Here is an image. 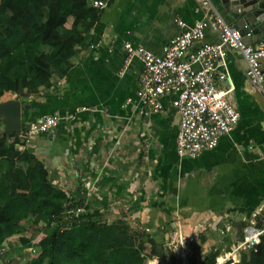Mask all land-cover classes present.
I'll list each match as a JSON object with an SVG mask.
<instances>
[{
	"label": "crops",
	"instance_id": "0c3cea01",
	"mask_svg": "<svg viewBox=\"0 0 264 264\" xmlns=\"http://www.w3.org/2000/svg\"><path fill=\"white\" fill-rule=\"evenodd\" d=\"M212 1L234 25L220 0ZM200 2L113 0L97 9L87 44L64 76L53 75L27 97L6 94L0 99L20 103L21 131L58 113L62 120L46 134L30 138L23 149L43 165L55 188L80 200L84 209L101 211L109 222L123 220L131 228L139 223L164 238L175 264L182 260L180 251L168 246L173 235L192 240L186 264H200L207 255L221 256L241 242L242 225L264 227V116L241 54L230 51L226 58L231 84L217 81L221 89H231L226 97L240 119L215 149L195 159L176 154L179 115L171 106L172 97L161 98L159 113L149 118L137 115L141 61L133 58L119 75L126 42L160 55L179 33L176 19L188 27L202 19L196 12ZM203 42H218L217 32L208 28ZM246 42L257 47L264 40L253 35ZM128 98L132 103L125 105ZM94 107L99 111L81 110ZM0 131L4 132L2 118ZM141 132L150 139L146 153ZM25 197L29 195L18 193L10 204L20 211L36 207V200Z\"/></svg>",
	"mask_w": 264,
	"mask_h": 264
},
{
	"label": "trees",
	"instance_id": "16d2710c",
	"mask_svg": "<svg viewBox=\"0 0 264 264\" xmlns=\"http://www.w3.org/2000/svg\"><path fill=\"white\" fill-rule=\"evenodd\" d=\"M91 1L0 0V99L27 97L53 75L67 73L98 19ZM24 145L15 134L0 131L1 263L147 264L159 258L174 264L166 240L139 223L131 228L123 220L109 222L101 211L86 208L72 217L69 212L83 203L55 188ZM18 193L36 200V207L12 206ZM219 256L209 254L200 264H214ZM238 264H264V233L254 250L239 252Z\"/></svg>",
	"mask_w": 264,
	"mask_h": 264
},
{
	"label": "built area",
	"instance_id": "2783aa9c",
	"mask_svg": "<svg viewBox=\"0 0 264 264\" xmlns=\"http://www.w3.org/2000/svg\"><path fill=\"white\" fill-rule=\"evenodd\" d=\"M112 1L92 0L91 6L102 10ZM196 12L201 13L202 19L191 27L180 19L175 20L179 33L162 48L158 56L126 42V55L119 71V75H123L133 58H138L142 63L135 92L136 110L140 118L159 113L162 109L161 98L172 97L171 106L179 115L176 154L179 158L188 159H195L201 152L215 149L219 140L228 135L240 119V113L226 97L231 89L225 91L217 86V81L231 84L226 64L228 53L237 51L241 54L246 63L245 76L255 92H260L264 81V43L257 47L247 43L252 33L248 31L242 35L239 28L227 23L212 0H201ZM208 28L217 32L218 42H203ZM197 43L199 45L194 47ZM131 103L132 99L128 98L125 105ZM81 110L99 111L96 107ZM60 120L62 118L58 113L43 116L21 131L18 137L27 142L32 137L46 134ZM139 136L144 142L143 153H146L150 149V139L145 132ZM261 158L264 161V150ZM84 210L79 206L69 214L78 218ZM263 233L264 227L258 229L250 225L244 228L242 241L216 258L214 264H238L239 252L254 250L260 244ZM191 241L171 236L168 246L180 251L182 261L179 264H186ZM158 261L159 258H153L147 264H158Z\"/></svg>",
	"mask_w": 264,
	"mask_h": 264
},
{
	"label": "water",
	"instance_id": "95a60500",
	"mask_svg": "<svg viewBox=\"0 0 264 264\" xmlns=\"http://www.w3.org/2000/svg\"><path fill=\"white\" fill-rule=\"evenodd\" d=\"M220 7L242 35L250 31L252 35L264 40V0H220ZM256 94L261 101L264 116V81L261 83L260 92ZM0 118L4 121V133L7 136L20 134L21 105L18 101L0 103Z\"/></svg>",
	"mask_w": 264,
	"mask_h": 264
},
{
	"label": "rangeland",
	"instance_id": "374dc122",
	"mask_svg": "<svg viewBox=\"0 0 264 264\" xmlns=\"http://www.w3.org/2000/svg\"><path fill=\"white\" fill-rule=\"evenodd\" d=\"M246 225H247V226H246ZM246 225H242V226H245V228L249 226L248 224H246ZM250 225H251V224H250ZM252 226H254V227L258 228V229H259V228H262V227H260V225L258 226L256 223H255V225H252ZM43 236H44V235H42V234L38 235V236L36 237V239H35L34 242H38ZM0 264H3V263L0 262ZM4 264H20V263H16V262L10 261V262H6V263H4ZM160 264H161V263H160ZM162 264H166V263H162Z\"/></svg>",
	"mask_w": 264,
	"mask_h": 264
}]
</instances>
